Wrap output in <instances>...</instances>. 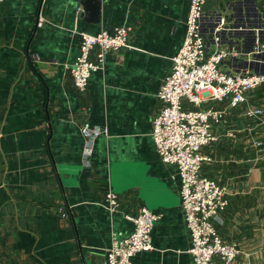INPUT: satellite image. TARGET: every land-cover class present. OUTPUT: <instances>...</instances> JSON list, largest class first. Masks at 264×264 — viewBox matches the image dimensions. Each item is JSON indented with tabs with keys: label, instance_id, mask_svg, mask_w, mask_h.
Masks as SVG:
<instances>
[{
	"label": "crops",
	"instance_id": "crops-1",
	"mask_svg": "<svg viewBox=\"0 0 264 264\" xmlns=\"http://www.w3.org/2000/svg\"><path fill=\"white\" fill-rule=\"evenodd\" d=\"M79 1L0 3V264H100L111 233L128 235L123 216L140 207L162 217L153 250L133 264H192L175 169L160 161L151 139L156 93L182 43L189 0H101L97 25L82 22ZM204 12L227 21L264 17V0H206ZM123 24L132 27L131 48L109 54L77 91L65 65L79 55V33ZM222 47L238 48L239 37ZM206 106L225 111L211 129L216 140L201 149L211 158L201 175L228 196L216 230L252 264H264V84L234 108L227 100ZM85 126L107 130L88 167ZM109 188L120 204L112 216L103 207Z\"/></svg>",
	"mask_w": 264,
	"mask_h": 264
},
{
	"label": "built area",
	"instance_id": "built-area-1",
	"mask_svg": "<svg viewBox=\"0 0 264 264\" xmlns=\"http://www.w3.org/2000/svg\"><path fill=\"white\" fill-rule=\"evenodd\" d=\"M205 3L189 0L182 43L171 57V69L156 93L161 107L151 118V139L160 161L175 169L171 179H178L192 264H213L215 257L231 264L240 256L245 257L244 264H252L239 245L225 243L216 230L228 206V196L225 187L201 175L202 164L211 161L201 149L216 140L212 126L225 114L206 105L227 100L234 108L246 101L247 93L264 84V17L227 21L206 14ZM80 12L78 8L77 14ZM131 33L132 27L127 24L96 34L79 33V55L65 65L73 87L84 92L91 74L104 69L109 54L131 48ZM234 36L239 37V47L224 49L222 44ZM260 114L259 110L246 113L249 117ZM82 131L88 140L83 155L84 166L88 167L95 139L107 135V130L85 126ZM103 207L111 216L119 212V198L110 188L105 192ZM123 217L131 222L132 230L125 237L111 233L110 246L100 264H133L137 254L153 250L151 233L162 215L140 207L135 215Z\"/></svg>",
	"mask_w": 264,
	"mask_h": 264
},
{
	"label": "water",
	"instance_id": "water-1",
	"mask_svg": "<svg viewBox=\"0 0 264 264\" xmlns=\"http://www.w3.org/2000/svg\"><path fill=\"white\" fill-rule=\"evenodd\" d=\"M78 6L82 9V22L93 25L100 23L102 13L101 0H80Z\"/></svg>",
	"mask_w": 264,
	"mask_h": 264
}]
</instances>
